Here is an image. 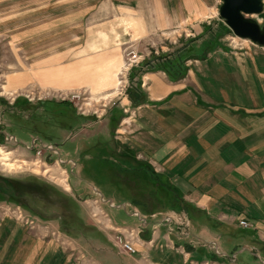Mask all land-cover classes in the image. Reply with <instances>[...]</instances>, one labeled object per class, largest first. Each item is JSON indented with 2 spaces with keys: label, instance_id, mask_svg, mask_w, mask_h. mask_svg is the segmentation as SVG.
<instances>
[{
  "label": "crops",
  "instance_id": "1",
  "mask_svg": "<svg viewBox=\"0 0 264 264\" xmlns=\"http://www.w3.org/2000/svg\"><path fill=\"white\" fill-rule=\"evenodd\" d=\"M150 1L158 6L163 27L185 23L193 30L183 28L185 32L203 35L214 18L228 27L219 17L223 0ZM125 8L130 34L149 31L146 20L153 16ZM240 39L251 44L211 46L187 61V72L177 81L159 70L139 72L135 80L145 91L144 102L135 105L125 95L115 103L106 113L110 134L92 144L101 146V152L90 156L99 160L93 164L96 169L144 176L150 188L163 186L169 196L174 191L181 208L192 212L187 234L160 227L165 215L150 219L144 211H130L133 204L142 208L135 202L96 198L92 202L109 217L112 229L148 225L134 242L138 252L115 251L104 242L110 245L108 234L94 229L95 236H79L89 248H67L63 242L74 246L78 238L27 233L20 222L5 217L0 219V264H264V47ZM56 60L29 74L30 68L19 63L24 72L9 77L10 86L23 87L35 78L53 90L87 87L99 98L107 97L114 94L123 67L116 54L100 53L68 65ZM66 184L75 193L69 180ZM107 202L138 217L139 224H116ZM242 221L249 226H241Z\"/></svg>",
  "mask_w": 264,
  "mask_h": 264
},
{
  "label": "rangeland",
  "instance_id": "2",
  "mask_svg": "<svg viewBox=\"0 0 264 264\" xmlns=\"http://www.w3.org/2000/svg\"><path fill=\"white\" fill-rule=\"evenodd\" d=\"M125 7L134 8L143 16L147 13L153 16L147 17L145 24L149 33L143 32L140 36L130 34L132 23L129 17H123ZM156 8L158 6L150 0H0V177L8 179V182L0 180V219L9 217L20 222L25 232L38 233L47 238H78L74 246L63 242L67 248L75 249L89 248L82 245L79 236L84 233L95 236L94 230H99L104 235L108 234L110 245L100 237L105 244L128 254L117 243L116 237L123 235L124 239L136 242L148 225H139L133 230L122 227L112 229L109 217L92 202L96 198H112L116 203L135 202L142 208L138 210L133 204L129 210L144 211L146 214L140 213L145 217L157 214L161 218L165 215L160 227L168 225L173 233L187 234L192 212L181 208L182 203L174 191L169 196L163 186L160 190L156 187L152 189L153 186L150 188L144 176L129 177L106 168L99 170L95 168L97 165H92L94 167L91 166L86 175L78 174L77 167L74 168L71 179L70 173L66 174L71 165L64 168L56 162L58 156H52L47 151V146L57 145L63 159L73 161H79L82 150L88 156L101 152V146H92L110 134L106 113L127 95L131 84L135 85L136 80L130 81V68L140 65L151 54L172 57L180 48L187 47L182 57L191 59L206 54L211 46H223L227 41L238 43V47L242 43L251 44L235 37L228 27H223L222 21L215 18L211 19L209 32L203 35L185 32L183 28L191 29L185 23L163 27L158 24ZM153 9L154 13H151ZM262 12L253 15L260 25L264 24V5ZM100 53L107 56L116 54L123 65L113 95L99 98L87 87L53 90L35 78H29L23 87L9 84V77L24 72L19 63L30 68L29 74L31 69L55 63L59 57L56 63L68 65ZM66 125L72 128L67 129ZM82 126L87 128L83 130ZM34 137L39 138L42 145L35 144ZM18 179L29 182L36 179L45 184L46 187L39 188L33 184L36 183L34 180L29 187L35 190L36 196L27 197L32 207H49L44 212L45 216L29 212L20 202L12 201L16 197L12 192L14 188L21 192L25 190L20 184L9 183ZM68 180L75 194L65 189L68 188ZM41 189L45 190L44 194ZM104 205L116 224L124 227L139 224L138 217H130L122 209H113L108 202ZM127 205L130 206L129 203ZM54 212L59 213L57 216L62 217L61 220L54 218ZM19 214H23L29 223L22 220ZM86 222L91 226H84ZM119 256L125 260V256Z\"/></svg>",
  "mask_w": 264,
  "mask_h": 264
},
{
  "label": "water",
  "instance_id": "3",
  "mask_svg": "<svg viewBox=\"0 0 264 264\" xmlns=\"http://www.w3.org/2000/svg\"><path fill=\"white\" fill-rule=\"evenodd\" d=\"M263 5L264 0H223L220 18L237 38L264 47V24L260 25L253 17L263 13Z\"/></svg>",
  "mask_w": 264,
  "mask_h": 264
},
{
  "label": "flooded vegetation",
  "instance_id": "4",
  "mask_svg": "<svg viewBox=\"0 0 264 264\" xmlns=\"http://www.w3.org/2000/svg\"><path fill=\"white\" fill-rule=\"evenodd\" d=\"M69 107L72 108L71 106H69ZM73 113H72V115H70V117L73 116ZM87 117H89V119H90V116H87ZM70 119L72 120V118H70ZM71 120H69V121H71ZM66 127H67V129L68 128H72L71 125H66ZM82 128H83V130H85L87 127L86 126L85 127L82 126ZM67 139H69V138H66L65 140H67ZM33 142H35V144L37 143L39 145H42V142L37 137L36 138L35 137L33 138ZM47 148H48L47 151H50V153H52L51 154L52 156L53 155H57L58 156L55 159H56V162H59V165H63L64 168L69 167V165H71V166L73 165L74 166V167H72V169H71V166H70L68 168V170H66V174L67 175H68V172L70 173L71 179H72V174L71 173L74 172V168L77 167L78 174H80V175H86V171L90 170V168H91V166L93 164H98L99 163L98 162L99 160L92 161L91 158H90V156H88V154L85 155V153H86L85 150H82V152L80 153V158L78 159L79 161H75V160L73 161L71 159H63V157L60 155V151L58 150L57 145H52V147L47 146ZM113 166H115V165H113ZM0 180L3 182V181H7L8 179H6V177H4V178L3 177H0ZM34 180L36 181L37 184L36 183H33V184L36 185L37 187H39V188L42 187V186L46 187L44 183L38 182L36 179H34ZM34 180L31 181V182H29L30 180H27V179L26 180H22V179L10 180L12 182H9V183H16L17 185L20 184L25 189L24 192L23 191L21 192V191H18L16 188H14V190H12V192L14 191L13 194L18 198V200L15 197V198H13L12 201L20 202L23 205V207L26 210H28L29 212L35 211L38 216L43 217V216H45L44 212L47 211V209L49 207L48 206L47 207L46 206H41V207H38V208L37 207H32V206H30V204H29V202L27 200V197H33V195H35L34 194L35 190H32V187H29V186L32 185V182H35ZM3 187L6 188V185H4ZM41 192H42V194H44L45 193V190L44 189H41ZM54 213L56 215L54 218H58V220H61L62 217L57 216V214H59V213L58 212H54Z\"/></svg>",
  "mask_w": 264,
  "mask_h": 264
},
{
  "label": "trees",
  "instance_id": "5",
  "mask_svg": "<svg viewBox=\"0 0 264 264\" xmlns=\"http://www.w3.org/2000/svg\"><path fill=\"white\" fill-rule=\"evenodd\" d=\"M185 49H187V47H183V49L180 48L179 51L175 52L172 57L170 55L168 56L167 54H151L149 58H144L139 66L130 68V81L135 80V78L139 75V72L142 70H159L167 73L168 77L174 81L182 79L187 72L185 65L186 61L190 59L188 57H182L185 54ZM172 61L175 62L173 63ZM126 94L129 100L135 105H139L144 102L145 91L142 89V87H140V82L136 81L135 85L131 84L126 91Z\"/></svg>",
  "mask_w": 264,
  "mask_h": 264
},
{
  "label": "built area",
  "instance_id": "6",
  "mask_svg": "<svg viewBox=\"0 0 264 264\" xmlns=\"http://www.w3.org/2000/svg\"><path fill=\"white\" fill-rule=\"evenodd\" d=\"M141 64V63H140ZM139 66V64H138ZM12 138L16 141V137L12 136ZM14 141V142H15ZM17 142V141H16ZM22 217V220H24L27 224L29 223V220L26 221V219L23 217V214H19ZM141 222H145V219H142ZM240 225L246 227L249 226L248 222H240ZM117 243L123 248V251L128 254H134L136 250H138L137 245L129 240H126L123 238V235H119L116 237Z\"/></svg>",
  "mask_w": 264,
  "mask_h": 264
},
{
  "label": "bare ground",
  "instance_id": "7",
  "mask_svg": "<svg viewBox=\"0 0 264 264\" xmlns=\"http://www.w3.org/2000/svg\"><path fill=\"white\" fill-rule=\"evenodd\" d=\"M122 73V72H121ZM122 75V74H121ZM106 107V106H105ZM4 153V152H3Z\"/></svg>",
  "mask_w": 264,
  "mask_h": 264
}]
</instances>
